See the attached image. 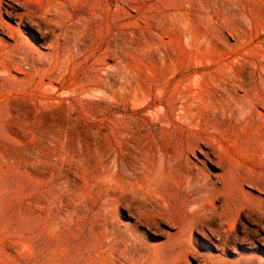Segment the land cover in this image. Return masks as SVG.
<instances>
[{
	"label": "rangeland",
	"instance_id": "rangeland-1",
	"mask_svg": "<svg viewBox=\"0 0 264 264\" xmlns=\"http://www.w3.org/2000/svg\"><path fill=\"white\" fill-rule=\"evenodd\" d=\"M0 264H264V0H0Z\"/></svg>",
	"mask_w": 264,
	"mask_h": 264
},
{
	"label": "bare ground",
	"instance_id": "bare-ground-1",
	"mask_svg": "<svg viewBox=\"0 0 264 264\" xmlns=\"http://www.w3.org/2000/svg\"><path fill=\"white\" fill-rule=\"evenodd\" d=\"M21 19H22V18H21ZM20 21H21V20H20ZM20 21H19V22H20ZM12 27H13V26H12ZM15 29H16V28H15ZM15 31H16V30H15ZM197 173H198V172H197ZM200 174H201V172H200Z\"/></svg>",
	"mask_w": 264,
	"mask_h": 264
}]
</instances>
